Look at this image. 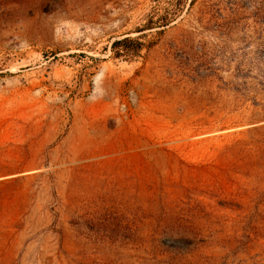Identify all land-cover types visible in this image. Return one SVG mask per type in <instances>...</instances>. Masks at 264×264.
Instances as JSON below:
<instances>
[{
  "label": "rangeland",
  "instance_id": "rangeland-1",
  "mask_svg": "<svg viewBox=\"0 0 264 264\" xmlns=\"http://www.w3.org/2000/svg\"><path fill=\"white\" fill-rule=\"evenodd\" d=\"M0 264H264V0H0Z\"/></svg>",
  "mask_w": 264,
  "mask_h": 264
},
{
  "label": "trees",
  "instance_id": "trees-1",
  "mask_svg": "<svg viewBox=\"0 0 264 264\" xmlns=\"http://www.w3.org/2000/svg\"><path fill=\"white\" fill-rule=\"evenodd\" d=\"M124 41H127V38H124L122 40H116L115 42H113L112 45L115 46V47H117V46H119ZM136 43H137L136 49H138L140 47L141 43L138 42V41H136Z\"/></svg>",
  "mask_w": 264,
  "mask_h": 264
}]
</instances>
